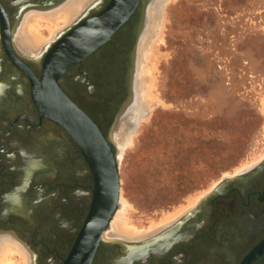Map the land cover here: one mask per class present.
Listing matches in <instances>:
<instances>
[{"label": "flooded vegetation", "instance_id": "af4514ba", "mask_svg": "<svg viewBox=\"0 0 264 264\" xmlns=\"http://www.w3.org/2000/svg\"><path fill=\"white\" fill-rule=\"evenodd\" d=\"M61 1L0 0V237L21 245L32 264H63L94 186L72 138L40 118L31 100V79L24 68L38 79L55 39L31 53L15 41L27 12L45 11ZM108 1L92 0L73 22L99 13ZM149 1L143 18L144 6L136 8L104 44L58 80L105 137L122 118L128 130L138 123L137 114L121 113L131 94ZM225 178L233 179L193 214L140 240L104 241L90 264H264V157Z\"/></svg>", "mask_w": 264, "mask_h": 264}, {"label": "rangeland", "instance_id": "374dc122", "mask_svg": "<svg viewBox=\"0 0 264 264\" xmlns=\"http://www.w3.org/2000/svg\"><path fill=\"white\" fill-rule=\"evenodd\" d=\"M152 12L162 23L152 90L162 105L114 130L119 200L138 228L264 157V0H153L143 38Z\"/></svg>", "mask_w": 264, "mask_h": 264}, {"label": "water", "instance_id": "95a60500", "mask_svg": "<svg viewBox=\"0 0 264 264\" xmlns=\"http://www.w3.org/2000/svg\"><path fill=\"white\" fill-rule=\"evenodd\" d=\"M149 3V0H109L102 11L78 19L60 33L42 59L38 79L24 68L31 79L30 96L39 117L69 134L86 161L94 183L89 210L63 264H90L96 247L105 244L103 233L119 205V176L118 150L112 136L103 135L93 120L63 92L58 80L68 68L104 44L136 8L144 6L140 11L143 18L145 5ZM233 178H222L187 215L193 214Z\"/></svg>", "mask_w": 264, "mask_h": 264}, {"label": "bare ground", "instance_id": "6f19581e", "mask_svg": "<svg viewBox=\"0 0 264 264\" xmlns=\"http://www.w3.org/2000/svg\"><path fill=\"white\" fill-rule=\"evenodd\" d=\"M91 2L92 0H63L56 6L48 8L45 11L31 10L27 12L22 17L16 33L14 32L15 41L18 45L17 47H20L22 50L30 53L32 50L41 51V49H43L49 41L56 39L66 27L73 23V21L82 13L81 11ZM42 28L47 30V37H44L40 33V29L42 30ZM161 29V16L160 14L153 13L152 29L150 33H146L139 48V54L137 53L138 57H136V68L134 67L130 82L131 94L121 113L122 116H126L128 114V117L133 113L135 115L137 114V122L141 120L143 121L145 118L147 119L154 104L162 105L157 96L152 93V90L154 89V72L157 70L156 67L159 58L157 55V44L163 42V35L160 33ZM262 103L264 105V99L262 100ZM111 136L112 140L117 144L118 137L115 135V132H112ZM130 136L131 134L127 135V138L125 139L127 143L128 141L130 143L132 142L129 140ZM117 146L118 154L120 156L121 148L118 144ZM258 157L260 159V155ZM259 159L254 158V160L249 163H245L243 165L241 164L239 167L234 169L233 175H238L242 171L254 166ZM214 186L215 185H213L212 188L208 189L206 192L201 191L195 196L187 197L184 200L185 202L173 206L169 211L162 212L158 219H149L147 223L148 226L143 228L135 227L131 223L128 216V213L132 210L131 206L122 197H120L119 205L117 207L119 210L116 211L109 223L108 231L103 233V239L104 241H136L155 234L158 231L167 228L177 219L191 211V209L197 205L198 201L210 190H212ZM14 255L18 258H15ZM30 260L31 258L28 257L25 250L19 244L15 243L8 237H0V264H30Z\"/></svg>", "mask_w": 264, "mask_h": 264}, {"label": "trees", "instance_id": "16d2710c", "mask_svg": "<svg viewBox=\"0 0 264 264\" xmlns=\"http://www.w3.org/2000/svg\"><path fill=\"white\" fill-rule=\"evenodd\" d=\"M210 150H211V148L208 149L207 151H210ZM198 151L201 152V154H202V153H203V148H202V147H199V148H198ZM199 152H198V153H199ZM199 154H200V153H199Z\"/></svg>", "mask_w": 264, "mask_h": 264}]
</instances>
